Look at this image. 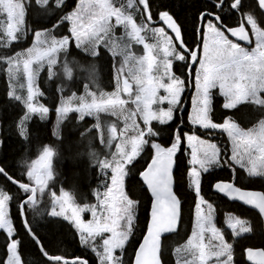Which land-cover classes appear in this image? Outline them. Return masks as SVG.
Returning <instances> with one entry per match:
<instances>
[{
  "label": "snow or ice",
  "instance_id": "snow-or-ice-1",
  "mask_svg": "<svg viewBox=\"0 0 264 264\" xmlns=\"http://www.w3.org/2000/svg\"><path fill=\"white\" fill-rule=\"evenodd\" d=\"M35 5L39 15L50 16L55 19V24L51 29L38 28L31 47L2 58L8 65L6 72L10 82L17 81L18 74L22 73L24 83L20 87L26 86V94L21 95L15 91V83H10L7 93L23 106V114L15 121L14 127L24 142L29 141V121L34 116L44 120L49 113V108L37 99L43 93L35 80L45 65L48 77L55 75L57 53L66 52L74 41L77 49L93 58H98L100 46L107 48L113 57L119 54L122 58L119 70L113 69L115 90L101 92L97 96L89 91L86 84L84 94L80 96L75 93L61 95L52 129V135L61 140L60 125L70 112L77 114V120L84 116H97L98 113H110L121 120L124 126L119 128V136L116 135L115 125L107 126L108 143L111 144L113 139L118 141L111 158H99L93 151L87 153L90 162L105 174L110 183L106 184L103 193L93 189L97 201L94 205H76L63 188L59 196L50 193L53 207L49 216L68 221L76 230L81 245L95 253L98 264H162V234L177 230L182 216L181 200L173 191V169L174 164L181 168L183 166V160L176 163L183 145L191 149L190 153L186 151L184 159L188 165L189 187L195 191L196 211L192 234L184 245L173 250L174 254L183 253L191 259L178 258L177 264H233L232 245L225 241L221 231L213 224V205L201 195V175L209 172L213 166L223 164L233 170L238 166L249 177L264 178V119L245 130L230 117H225L222 123H215L210 118L213 89H218L219 95L224 98L222 107L226 110L245 102L264 108V97L260 95L264 93V0H257L258 15L241 13L250 32L243 23L237 27H227V33L235 40L226 34L227 21L221 13L239 12L241 0H231L227 7L224 0H218L215 3L217 12L211 10L212 5H207L206 11L196 7L190 19L176 18L163 0H158L155 6L150 5L148 0H138V4L136 0H127V9L140 13L139 23L135 22L132 12L126 11L124 6H115L110 0H77L75 7L67 12L64 11L67 7L65 0H35ZM29 6L30 3L25 0H0V14L6 15V23L0 20V32H3L6 42L18 40L23 35ZM154 15L166 27L151 26L157 22L153 21ZM113 19L130 40L143 45L142 56L133 55L127 43H116L112 36ZM206 19L207 23L204 22ZM65 21L70 35H55L54 32L62 28ZM142 32L151 33L155 42L146 43ZM253 43L254 46H251ZM176 62H179L177 66L181 69L179 75L173 71ZM70 63L85 73L90 82H95L97 68L94 62L80 65L66 61L63 64L66 79L72 76ZM185 67L188 70L187 84L183 76ZM193 68L195 90L187 116L188 125L192 126L189 132L185 130L188 125L182 119L176 122L174 113L184 109L182 94L186 87L193 86ZM124 72L128 75L125 76ZM161 90L163 94H160ZM63 91L57 86V92ZM121 93L128 99H122ZM129 103L134 110L125 107ZM165 103L167 107L162 106ZM138 119L143 123H137ZM196 126L226 133L231 155L222 161L217 143L201 139L196 134ZM96 128L100 130L99 119ZM129 129L131 135H128ZM101 143L104 141L101 140ZM0 144H3L2 140ZM149 145L151 158L146 161L147 166L139 171V178L151 196V205L150 209H145L141 219L137 209L140 200L146 202L147 197L142 189L139 193L136 191L138 181L134 176L129 179L126 191L125 177L136 169L134 161ZM56 154L57 149L44 144L36 159L28 162L25 158L23 164L27 169V183L18 182L5 168L0 167V175L12 184H18V191L23 194V198H19V216L23 229L30 237V241H26L24 234L15 228L9 211L11 197L8 192L0 190V235L4 237V244L0 245V264H23L19 248L27 243L33 244L38 253L46 258L44 264H88L81 257L69 260L50 254L45 250L42 238L26 219L24 206L32 208L36 203L37 190L43 193L48 181L56 175L52 167V158ZM83 155V152H75L68 159L76 160ZM108 171L111 172L110 177H107ZM240 179L237 177V182ZM213 188L253 206L264 218V191H244L234 183L220 182L214 184ZM57 205L59 211L56 210ZM82 212H89L91 219L82 221ZM226 223L233 229V235H236L237 226L241 232L250 230L244 226V221L235 217H228ZM205 233L209 234L207 243ZM97 238L98 245L93 243ZM117 251L120 255L115 254ZM129 251H134V257L130 256L126 261L123 255ZM245 251L253 264H264V251L251 248Z\"/></svg>",
  "mask_w": 264,
  "mask_h": 264
},
{
  "label": "trees",
  "instance_id": "trees-1",
  "mask_svg": "<svg viewBox=\"0 0 264 264\" xmlns=\"http://www.w3.org/2000/svg\"><path fill=\"white\" fill-rule=\"evenodd\" d=\"M77 0H65L67 7L65 12L70 11L76 4ZM123 0H121L122 2ZM26 3H30V6L26 9L25 15V29L20 39L11 42H6L3 32H0V140L3 144H0V167L5 170L16 179L18 182L27 183L26 167L23 164V160L26 158L28 162L36 159L42 151L43 145L47 144L57 149V154L52 158V167L56 175L52 180L48 181L46 186V192L41 193L37 190L35 194L36 203L32 208L27 205L24 206L27 222L35 229L42 238V243L45 246V250L53 255H61L65 258L72 260L76 257H81L88 261V264H98L97 257L90 248H86L81 245L76 230L69 224L68 221L63 220L62 217H51L50 212V197L49 194L54 192L59 194L61 188L70 194L72 202L76 205H91L95 201L93 195V189L97 190L100 181L102 180V173L97 170V166L93 165L88 159L87 153L89 151L95 152L92 148L89 150L84 145L79 143L80 137L96 134L95 120L92 117H84L81 120H77V114L70 112L68 116L61 122L60 134L61 140H57L52 135V129L56 122V107L60 102L61 95H68L65 90L57 92V86L63 88L68 85L69 88H74L78 83L76 75L74 77L65 78L63 74H55L52 78L48 77L47 66H45L39 76H37V85L43 93L42 96L37 99L40 103H43L49 108V113L44 120H40L39 117L34 116L28 123L29 127V141L26 143L21 140L15 132V121L20 115L23 114V106L14 99L8 96L10 83H15V91L21 95H25L24 88L20 85L23 83L22 73L18 74L17 81L10 82L6 69L7 63L2 58L13 56L16 52H21L24 49L29 48L32 45L34 32L41 26L52 28L55 24V19L50 16L45 17L39 15V10L35 5V0H25ZM150 5L155 6L158 0H148ZM167 4L168 8L175 14L176 18H191L192 12L196 7H199L201 11L207 10V5H212L211 10L217 12L215 3L218 0H163ZM231 3V0H224L225 7ZM142 7V6H141ZM153 11L156 9L153 7ZM252 12L258 15L260 10L257 3L254 0H241V8L239 12L233 13L229 11L227 13H221L225 16L227 27H237L239 24L245 21L242 20L241 13ZM228 17H231L229 20ZM133 18L135 22H140V13L133 10ZM0 20H4L6 23V16L0 14ZM145 20L147 18L145 17ZM157 17L153 16V21H156ZM207 19L204 21L206 22ZM68 24L63 23V27L54 32L57 36H64L67 34ZM69 53L74 55L84 54L81 49H77L73 42H71L70 48L67 49ZM116 57H113L107 48L98 47V59H110L112 62H104L102 68V75L105 78L113 75V69L117 66ZM112 63V66H110ZM179 62H176L173 66L174 72L179 75L181 69L177 66ZM56 66L54 67V69ZM192 81L194 68L191 69ZM183 76L185 83L188 80V70L185 67L183 69ZM65 84V85H64ZM112 86V85H111ZM110 86V88H111ZM104 87H107L106 85ZM186 89H189L186 87ZM81 89L75 91L76 94ZM72 91V90H66ZM264 97V93H261ZM186 103V102H185ZM224 99L217 89L212 90V110L210 118L215 123H222L225 117L233 119L241 128L247 130L258 123L260 119H264V108L258 105H252L251 103H242L236 108L226 110L222 107ZM182 111L175 113V120L179 123V115L186 124V114L188 104ZM155 123V122H153ZM83 133V135H81ZM170 143V141H169ZM228 143H225L221 147V160L227 159L230 155L228 151ZM188 150L185 146H181L178 153L177 164L183 160V166L177 167L174 164V185L173 190L177 194L178 199L182 203V216L179 222L177 230L165 237H162V264H177V260L174 254V249L181 246L188 239L192 231V225L195 212V193L193 189L189 187L185 153ZM75 152H83L84 155L76 160L68 159V157ZM150 145L146 146V150L142 151L140 156L137 157L134 163L136 169H132L129 175L125 177V190L128 189V181L134 176L138 181L136 191L139 193L142 189L143 194L147 197L145 202L140 200L137 209V215L143 219L145 215V209H150L151 198L147 193L146 188L143 186L142 181L139 178V171H142L146 167V161L151 158ZM98 155V154H97ZM230 163V162H229ZM131 169V166H129ZM87 169V171H86ZM241 177L239 182L236 178ZM231 181L237 187L251 189L256 191H264V178L261 177H249L244 173L243 169L238 166L233 170L222 164L220 167H214L209 172L201 175V195L203 198L213 205V211L215 220L218 227H224L228 216H235L244 221L247 227L250 229L247 233L233 237L228 231H225L226 239L231 242L233 248V264H248L244 259L245 249L260 248L264 251V231L263 225L258 214L250 209L243 207L242 205L225 200L218 196L213 191V185L219 181ZM0 190L9 193L11 200L9 203V211L11 218L14 221L15 228L24 234L25 240L30 241V237L23 229V222L20 219L19 211V198H23V194L18 191V187L8 181L3 175H0ZM51 190V191H50ZM43 196L42 200L41 196ZM142 238V237H141ZM96 244V241H93ZM4 244V237L0 235V245ZM138 246V245H137ZM23 264H44L46 260L42 254L38 253V249H35L33 244H22L19 248ZM120 255L119 252L115 253ZM134 257V251L125 252L123 259L126 261L129 257Z\"/></svg>",
  "mask_w": 264,
  "mask_h": 264
},
{
  "label": "rangeland",
  "instance_id": "rangeland-1",
  "mask_svg": "<svg viewBox=\"0 0 264 264\" xmlns=\"http://www.w3.org/2000/svg\"><path fill=\"white\" fill-rule=\"evenodd\" d=\"M110 2H112L117 7L124 6L126 11H130L133 13V9H127V0H123L122 2H121V0H110ZM76 3H77V1H76ZM136 3L138 4V0H136ZM111 22L114 25L112 36L115 37L116 43L118 45H123L124 43H127L129 45V48H130L131 52L133 53V55L142 56L143 55V45L137 44L135 41L130 40V38L127 36L126 32L124 31V29L119 25H115L114 19ZM207 22L208 21H206L205 23H207ZM151 26L163 27L162 22H159V21L155 22ZM245 26H246V30L250 32L251 30H250V28L247 27L246 21H245ZM66 32H67L66 35H70V33H68V31H66ZM226 34H227V32H226ZM141 35L144 36L146 43L153 44L155 42L151 33L142 32ZM72 42L75 45V42L74 41H72ZM244 46H248V45H244ZM251 46H254V43ZM82 52L85 53L84 51H82ZM85 54L86 55H84V54L74 55V54L69 53L68 50H66V52L57 53L58 64L55 65L56 66V68L54 69L55 74H63V64L66 61L75 62L76 64H80V65L87 64L89 62H94L96 65V68H97L96 79H95V82L92 83L87 79L85 73H83L78 68L74 67L73 64L70 63L69 67L72 68L71 78L76 75V79L78 80V83L75 85L74 88H71V89L69 88L68 85L63 86V89L65 90V92H68L67 94L71 95L72 93L77 92L75 90L81 89L78 94L75 93L77 96H80V95L84 94V87L86 84L88 85L89 91L95 92L97 96L101 92L110 93V92L114 91L115 90L114 71H113V75L111 77L108 76L105 79H104L102 72H101L103 66L105 65L104 62H106V63H107V61L112 62L113 59L112 60L110 59V61H109L108 59L93 58V57L89 56L87 53H85ZM121 59H122L121 56L119 54H117V57H116V61L118 63L116 66L117 70H119V68H120ZM112 63H110V66H112ZM42 69H41V71H42ZM41 71H40V73H41ZM39 74L37 76H39ZM124 75L127 76L128 75L127 72H124ZM194 77H195V69H194L193 81H192L193 86L189 89L185 88V92L182 94V101L181 102L184 104V108H186V106H187L186 104H188L187 114H186L187 123L186 124L184 123L185 125H188L187 116H188V111L191 109V96H192V92H194V90H195ZM23 83H24V81H23ZM35 84L38 87L37 77L35 80ZM105 85L107 87H104ZM110 86H111V88H110ZM134 89H135V85H133V90ZM66 90H72V91H66ZM24 91L26 94V86L24 87ZM218 92H219V90H218ZM160 94H163L162 90H161ZM68 95H66V96H68ZM121 98L126 99V100L128 99V97H125L123 95V93H121ZM162 106L167 107V104L165 103ZM125 107L128 108L130 111L134 110V106L131 105L130 103L126 104ZM177 112L179 113V111H177ZM174 116H175V113H174ZM84 117L94 118L96 134H91V135L80 137L79 143L81 145H84L85 147H87L89 150L92 148L95 151V153L98 154L97 156L99 158H111L112 152L116 151L115 144L118 141L116 139H113L111 144L108 143V127L107 126L108 125H115L116 130H117L116 135L119 136V128H122L124 126L123 122L121 120H119L116 116L111 115L110 113H98L97 116H84ZM97 119H99V123H100V130L99 131L96 128ZM180 120H181V116L179 115V122H180ZM137 123L142 124L143 122L138 119ZM185 130L191 132L192 126L188 125V127ZM195 131H196V134L201 139H205V140H209L211 142L217 143V146L220 149H221L222 145L225 143V140L228 143V148L230 147L227 134L224 133L222 130L200 129L199 126H196ZM128 135H131V129H129ZM101 140L104 141L103 144L101 143ZM187 150H188V153H190L191 149H187ZM230 155H231V153H230ZM214 167H216V166H213L212 168H214ZM110 176H111V172L108 171L107 177H110ZM107 183H110V181L106 178L105 174L102 173V180L100 181V184L97 188V191L103 193L105 191V186ZM193 191H194V189H193ZM194 193H195V191H194ZM59 194H60V192H59ZM59 194H56V195L59 196ZM43 196L44 195L41 196L42 200H44ZM49 197H50V195H49ZM71 202H72V199H71ZM96 203H97V201H96V197H95V201L91 205H94ZM81 206H83V205H81ZM52 207H53V205H52V201H51V197H50V211L52 210ZM56 210L59 211L58 205H57ZM205 211H206V208H205ZM194 215H195V212H194ZM228 217H230V216H228ZM231 217H235V216H231ZM80 218L82 221L87 222L88 220L91 219V214L89 212H82L80 214ZM235 218H237V217H235ZM237 219H239V218H237ZM213 224L215 225V227H217L221 231V233L224 236L225 241L230 243V244H231V242H229L225 237V231L226 232L228 231L233 237H238V236H241V235L248 232V231L247 232H241L240 227L237 226L235 229L236 235H233V229L230 228L226 222L224 223V227H222V228L218 227V224L215 220L214 211H213ZM244 226L247 227L246 224H244ZM191 234H192V231H191L190 235ZM208 235H209L208 233H205V237H206L205 243H207ZM95 241H96V244L98 245L99 244V238H97V240H95ZM186 242H187V240L185 241V243ZM185 243H183L182 245H184ZM213 243H215V241H213ZM100 250L102 251V249H100ZM175 257H176V260L178 258H180V259H191V257H189L183 253H177V254H175Z\"/></svg>",
  "mask_w": 264,
  "mask_h": 264
},
{
  "label": "water",
  "instance_id": "water-1",
  "mask_svg": "<svg viewBox=\"0 0 264 264\" xmlns=\"http://www.w3.org/2000/svg\"><path fill=\"white\" fill-rule=\"evenodd\" d=\"M254 1L257 3V0H254ZM225 31L227 32V30H225ZM227 34L229 35V37H230L231 39L235 40L234 37H231L230 33H227ZM240 43H241L242 45H246L245 42H240ZM173 171H174V169H173ZM218 182H220V183H233V182H231V181H224V180H219V181H217L216 183H218ZM142 183H143V181H142ZM216 183H215V184H216ZM15 185L18 187V184H15ZM173 185H174V176H173ZM234 185H235V184H234ZM235 186H236V185H235ZM144 187L146 188V186H144ZM236 187H237V186H236ZM146 190H147V189H146ZM242 190H244V191H256V190L245 189V188H242ZM173 191H174V190H173ZM213 191H214V193H216L218 196L224 198L225 200L236 202V203L242 205L243 207H245V208H247V209H250V210L255 211V212L258 214V216L260 217L261 221H262L263 231H264V218H261L258 209L254 208V207L251 206V205H245L242 201H239V200H237V199L230 198V197L226 196L225 194L216 191L214 188H213ZM35 194H36V193H35ZM148 194H149V193H148ZM149 196H150V194H149ZM150 198H151V196H150ZM179 222H180V220L178 221V226H179ZM177 228H178V227H177ZM175 231H176V230H175ZM175 231H174V232H175ZM174 232H170V233L162 234V237H165V236H167V235H170V234H172V233H174ZM249 248H251V247H249ZM249 248H247V249H249ZM251 249H254V250H255V249H259V250L263 251V250L260 249V248H251ZM245 250H246V249H245ZM244 259H245L246 263H248V264H253V261H252V260H249V259L247 258L246 251H244Z\"/></svg>",
  "mask_w": 264,
  "mask_h": 264
},
{
  "label": "flooded vegetation",
  "instance_id": "flooded-vegetation-1",
  "mask_svg": "<svg viewBox=\"0 0 264 264\" xmlns=\"http://www.w3.org/2000/svg\"><path fill=\"white\" fill-rule=\"evenodd\" d=\"M156 21H157V20H156ZM159 22H160V21H159ZM162 26H163V27H166V26L163 25V22H162ZM169 31H170V30H169Z\"/></svg>",
  "mask_w": 264,
  "mask_h": 264
}]
</instances>
